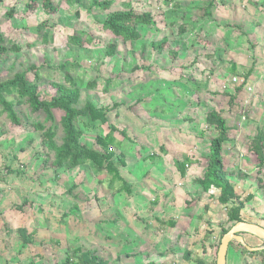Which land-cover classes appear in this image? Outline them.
I'll return each instance as SVG.
<instances>
[{
    "label": "rangeland",
    "instance_id": "1",
    "mask_svg": "<svg viewBox=\"0 0 264 264\" xmlns=\"http://www.w3.org/2000/svg\"><path fill=\"white\" fill-rule=\"evenodd\" d=\"M197 1L200 4V8L197 7L199 9H194L196 7L192 6L189 8L190 12L196 15V21L197 19L200 21L201 14H204L202 4L205 0ZM241 1L244 3L243 0ZM27 2L28 0L0 1V30L9 44L13 43L21 47L19 52L9 50L5 60L0 62L1 80L11 78L15 73L35 65L39 67L40 95L43 99L50 100L55 94L52 83L64 81V71L59 69V66L66 64L64 70L74 76L81 89L79 107L84 106L87 99H91L98 108L111 107L118 103L121 104L118 112L126 120L129 118L132 120L130 113L133 112L136 116L137 111H143L144 102H148V105L153 107L157 106L154 103L156 98L153 97L158 95L156 91L168 85L166 84L168 81L172 83L175 80L167 74L169 68L166 67L168 64L166 54L171 47H180L176 43H181L182 33L179 32L181 22L177 19L176 9H171L164 0H114L110 10L126 9V6L131 4L136 11L153 13L156 20L157 16H161V18L158 17L159 23L156 27H141L143 34L141 41L127 43H122L102 28L100 21L110 10H87L89 0H84L81 5L70 0H59V11L49 17L44 13L41 5L35 11H27ZM220 2L230 3L231 0H220ZM256 2L255 8L258 6L264 9V0ZM179 3L184 5L182 0H176V4ZM10 10L13 11L11 17L7 16ZM76 11H79L78 16ZM165 13L167 15H164ZM44 20L49 21L46 30L52 37V40L49 37L51 41L47 44L43 42L42 33L38 30V25ZM78 30L93 35V42L86 44L83 48L71 47L68 44V37ZM193 31L194 28H190V32ZM164 37L168 39V44L162 53H157L152 43ZM110 43H116L119 47V53L113 57L105 55L106 46ZM33 75V72L28 74L31 79ZM91 81H96V86L88 87L87 84ZM231 82L235 87L237 83L238 85L243 83L241 78ZM152 88L158 89L149 94ZM221 90L222 92L214 91L211 94L193 96L192 100L197 103V100L203 98L206 110L223 109L230 130L240 127L238 124L243 121L254 119L247 116L246 106L249 104L246 105V99L239 101L241 94L235 95L236 99L231 105L229 103L231 93L225 91V88ZM152 100H154L153 103ZM239 102L240 109H236L235 106ZM15 108L21 119L20 125H13L6 114L2 113L0 106V264H62L67 251L79 246L96 252L103 258L104 264H147L149 262L197 264L201 257L206 256L207 261L210 260L207 258L211 255L214 257V254L207 255L210 252H207L210 249L207 242L211 241L212 245H216L222 228L230 225L220 207L215 208V210L218 208L216 211L218 216L210 215V220L206 223L202 220L186 222L184 218L187 214H182L177 208L174 210L167 208L181 220L179 228L173 231L156 224L169 231L168 235L161 232L154 223L151 225L147 223L146 227L145 222L134 220L135 223L129 219L130 217L133 219V214H137L133 213L128 197L123 192L108 194L99 182L106 181L109 175L103 174L96 177L88 166L71 171L73 173L50 170L49 168H52L50 161L45 166L46 160L52 158V153L42 142L40 132L34 130L32 126L36 121L43 122L44 114H34L24 103L16 104ZM135 108L138 110L133 111L132 109ZM54 114L58 126L57 141L60 143L63 136L60 124L63 112L54 110ZM113 114L114 111L108 115L110 121L121 124L119 118L117 119ZM203 118L202 115V121ZM90 123L91 121L85 118L79 120L83 130L81 142L100 150V146L95 142L96 133L99 130L102 131L104 126L103 129L101 127L98 130L95 124L90 128ZM204 129L203 134L205 133L207 139L214 137L215 131L212 127ZM130 136L135 138L134 132ZM244 144L247 145V141ZM137 150H140V147ZM254 158H241L246 174H235L239 171L234 169V174L231 175L237 190L243 196L246 192L253 191L252 186H258L257 178L264 179V170L262 173L257 172L259 175L255 170L249 174L253 170L251 168L254 166ZM20 161L24 162L20 163ZM234 162V159L227 158L229 168ZM5 167H11L13 172L7 173ZM112 193L114 194L111 195ZM119 206L120 211L125 210L126 213L125 231L132 233L133 230H140L149 237L151 243H148V240L144 244L140 243L138 236L125 235L126 232L123 235L122 221L120 224L110 221L116 219ZM192 211H189V217L194 216ZM205 213L207 212L204 211V215L209 218ZM20 227H26L33 234L32 244H23L17 232ZM210 228L212 229L209 230ZM207 233L212 234L214 239L209 240L210 235ZM252 241L258 245L264 243L257 239ZM233 247L240 248L236 245ZM188 248L195 250L190 251L192 253L190 260L186 259V251L184 252V249ZM243 260L246 264H264V254H245Z\"/></svg>",
    "mask_w": 264,
    "mask_h": 264
},
{
    "label": "crops",
    "instance_id": "2",
    "mask_svg": "<svg viewBox=\"0 0 264 264\" xmlns=\"http://www.w3.org/2000/svg\"><path fill=\"white\" fill-rule=\"evenodd\" d=\"M182 1L184 5L179 3L180 7L176 9V15L179 16H177V19L181 22L179 27L184 28V31L181 32V43H176L180 47H169L171 50L167 47L168 52L166 54V57H168L166 67L169 68L167 74L175 80L172 83L168 81L166 83L168 85L162 86L161 90L158 88L149 90V94H151L158 89L156 91L158 95L153 96L156 98V102L152 100V103H156L157 106L153 107V105H148V102H144L143 107L145 109L143 111H137L136 116L133 112L129 114L132 120L130 118L128 120L124 119L121 113L118 112L121 104L107 113L109 119L108 115L114 111V117L119 118L121 124L111 122L110 119L108 123L124 130L127 135V138L124 139L115 134L120 146L117 149L112 148L118 151L116 152L117 156L124 154L125 165L120 166L119 169L123 178L130 184L131 193L127 195L123 192V194L131 202L133 213L137 214H133V219L131 217L129 219L145 222V227L147 223L150 225L154 223V226L156 224L162 225L172 231L179 228L181 220L176 218L173 215L174 212L167 210V208L171 210L177 208L182 214H187L184 218L186 222L187 220L189 222L202 220L203 223H206L210 220V215L218 216L216 211L220 207L227 221V210L217 201L220 190L212 188L206 192L200 184L196 183V180L202 177L206 167V161L203 160H206L209 156L212 138L207 139L205 133L203 134L204 128H207L206 114L209 111L206 110V103L203 102V98L194 103L192 97L211 94L214 91L222 92V88H225V91L232 95L235 88L239 86L238 83L236 87L232 84L233 78H241L245 83L238 99H240L239 101L246 99V105L249 104V106H246L247 116L254 119L243 121L238 124L240 127L236 129L232 128L229 140L225 143L222 152L225 170L232 182L234 179L231 175L234 174V169L239 171L235 174H246L245 169H243L245 167L244 158L255 157L254 166L251 168L253 170L249 168L251 170L249 174L253 173L254 170L256 173L258 172L257 157L249 150L248 146L257 136L259 129L264 131V9L258 6L255 8L254 5L258 0H243L244 3L241 0H231L230 3H222L218 0L217 3V0H215L211 8L212 15L208 17L201 14L202 20L197 19L198 21H196V15L190 12L189 6L199 9L200 4L198 1ZM209 1L205 0L202 8L206 7L205 4L207 5ZM174 3H176V0L168 4L171 9H173ZM198 6L199 8H197ZM158 17L161 18V16H157V20ZM157 23H159V20L152 26L156 27ZM190 28H194V33L190 32ZM162 39L167 38H161L158 42ZM163 51H157V53ZM169 53L170 55L172 53L171 57ZM235 68L237 73L233 74ZM244 74L247 76L246 82L243 79L245 78ZM175 84L177 86H174ZM239 104L240 102L235 106L236 109H240ZM132 110L136 111L138 109ZM215 110H219V108H215ZM125 112L128 111L125 110ZM202 115L204 116L203 121L201 120ZM94 124L98 130L101 127L103 129L104 126L102 131L99 130L96 133V137L98 135L105 136L109 132V124L96 121L89 124L90 128ZM228 126L230 128V125ZM132 132H134L135 138L130 136ZM245 141H247V145L244 144ZM138 147H140V150H137ZM185 158H190L191 162L186 168L185 174L182 175L175 165V160ZM227 158L235 160L230 168L228 167ZM80 167L73 169H56L52 167L53 169H49L64 173V171L71 172L78 168L81 169ZM246 169L248 168L246 167ZM101 184L108 194L112 192L108 188L107 181ZM257 184L258 186L251 187L253 191L246 192L243 196L237 190L234 181L236 191L241 195L242 200L247 196H252V199L247 202L241 212L244 221L264 227V191L259 186L258 178ZM192 199L197 201L192 207H188L187 202ZM214 199L215 201H213ZM206 206H208L207 210L205 209ZM216 206L218 207L217 210H215ZM120 209L119 206L116 219L110 221L118 224L122 221L123 227L122 225L121 227L124 235V232H126V213L125 210L121 212ZM191 210H193L194 216L189 217V211ZM204 211L207 212L205 214L209 218L204 215ZM173 223H175L174 226ZM156 227L168 235L169 231L159 226ZM131 232H126L125 235L138 236L141 240L139 242L143 244L147 240L148 243H151L149 237L140 230ZM178 235L179 233L176 234L177 239ZM243 236L251 247H260L264 244L258 245L253 242V239H260L251 234L245 233ZM211 238L214 239L212 234L209 240ZM207 244L208 247L210 246V249L207 248V252H210L205 253V255L214 254L215 257L214 244L212 245L211 241ZM185 251L195 250L188 248L184 249ZM243 255L245 254L241 252V248L229 247L226 264H245ZM214 257L211 255L207 258L210 259L208 261L205 260L206 256L201 257V259L208 264H213Z\"/></svg>",
    "mask_w": 264,
    "mask_h": 264
},
{
    "label": "trees",
    "instance_id": "3",
    "mask_svg": "<svg viewBox=\"0 0 264 264\" xmlns=\"http://www.w3.org/2000/svg\"><path fill=\"white\" fill-rule=\"evenodd\" d=\"M2 1V0H0ZM71 2L81 5L84 0H70ZM168 5L173 0H164ZM215 0H210L206 7L203 8L204 15L210 17L212 15L211 8ZM114 3V0H89L87 10L91 11H109ZM41 5L44 13L49 17L55 15L59 11V0H28L26 7L27 11H35ZM175 5V6H174ZM173 9L180 7L179 4L174 3ZM126 9L110 10L104 19L100 21L102 28L108 31L114 38L119 39L122 43L135 42L142 39L141 27L152 26L156 23L155 16L148 11H136L131 7V4L126 6ZM13 11L7 12V16L11 17ZM79 15V11H76ZM48 20H44L38 25V30L42 33V40L48 43L52 40L48 30ZM184 31L183 27H179V32ZM51 38V40L49 39ZM93 35L83 31H75L68 37V44L71 47L83 48L86 44L93 42ZM168 44L167 39H162L160 42H153L152 46L157 51H163ZM11 50L19 52L21 47L11 43L9 44L0 30V62L5 60L7 52ZM119 53V47L116 43L107 44L105 55L113 57ZM172 56V53H171ZM65 65H60L59 69L63 70V83H52L55 89V94L50 100L43 99L39 92L38 81L39 67L31 65L24 71L15 73L11 78L1 80L0 77V106L2 113L13 125H20L21 119L15 108L16 104H26L34 114H44L43 122H34L32 124L34 130L40 132L42 142L52 153V158L46 160L50 161V167L73 169L80 166H88L93 172L94 176L98 177L103 174L109 175L107 178L108 188L115 193L126 192L131 193L130 184L123 178L120 173V166L125 165L124 154L117 156L116 151L112 148H118L120 142L116 139L115 134L127 138L124 130H119L116 126L108 123L107 113L118 107L120 104L115 103L111 107L98 108L91 99L85 101L84 106L79 107L78 103L81 97V89L75 80L74 76L65 71ZM33 72V78H29L28 74ZM236 74V68L232 72ZM244 81L246 82V74ZM245 83L240 84L235 88L234 94L229 95V103L233 105L236 96L243 89ZM88 87L96 86V81L88 82ZM54 110L63 112L60 120L63 136L60 143L57 141V129ZM224 110H209L206 114V125L212 127L215 131L214 137L211 139L210 153L206 158V167L200 179L196 183L203 187V190L208 192L212 188L220 190L217 198L219 204L224 206L227 210V223L230 224L227 228H222L219 236V241L214 245L215 253L217 254L218 247L222 236L228 232L231 227L237 222L244 221L242 217V209L246 203L252 199V196H247L243 200L237 193L234 183L231 181L228 172L225 170V163L223 159V149L225 143L229 140L230 128L224 116ZM80 118H85L91 123L100 121L102 124H109V132L105 136H97L96 144L100 146V150L91 148L81 142L83 130L79 125ZM87 122V120H86ZM249 150L253 152L258 161V172L264 169V131L259 129L257 136L251 141L248 146ZM191 159L185 158L183 160H175V165L182 175L185 174L187 165ZM7 173H12L11 167H5ZM105 182V181H100ZM260 188L264 191V179L258 178ZM74 185L72 186V188ZM114 194V193H112ZM197 200L193 199L187 202L188 207H192ZM208 209V206L205 207ZM1 213V211H0ZM175 223H173V226ZM23 244L28 245L34 242V236L26 227H20L17 230ZM210 235V233H207ZM204 245V244H203ZM238 246L241 248L243 254H264V251L249 252L245 247L236 241H231L229 247ZM204 247V246H203ZM192 253L185 252V257L190 260ZM216 263V256L213 264ZM62 264H104V260L96 252L82 247L69 249L66 253V258ZM153 264V263H147ZM197 264H208L203 259L199 258ZM246 264V263H245Z\"/></svg>",
    "mask_w": 264,
    "mask_h": 264
},
{
    "label": "water",
    "instance_id": "4",
    "mask_svg": "<svg viewBox=\"0 0 264 264\" xmlns=\"http://www.w3.org/2000/svg\"><path fill=\"white\" fill-rule=\"evenodd\" d=\"M251 234L264 242V227L250 222H237L231 229L226 232L220 241L218 251L216 254L215 264L227 263V252L231 241H236L245 247L249 252L264 250V244L260 247H251L245 241L243 234Z\"/></svg>",
    "mask_w": 264,
    "mask_h": 264
},
{
    "label": "built area",
    "instance_id": "5",
    "mask_svg": "<svg viewBox=\"0 0 264 264\" xmlns=\"http://www.w3.org/2000/svg\"><path fill=\"white\" fill-rule=\"evenodd\" d=\"M234 82H236L237 81V78H233L232 79ZM242 80V79H241ZM243 81V80H242ZM187 167H188V165H187Z\"/></svg>",
    "mask_w": 264,
    "mask_h": 264
}]
</instances>
